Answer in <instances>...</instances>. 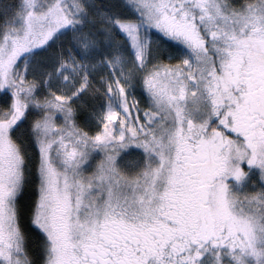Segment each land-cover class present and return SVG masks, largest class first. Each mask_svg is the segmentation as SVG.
Listing matches in <instances>:
<instances>
[{
  "label": "snow or ice",
  "instance_id": "6c2138e0",
  "mask_svg": "<svg viewBox=\"0 0 264 264\" xmlns=\"http://www.w3.org/2000/svg\"><path fill=\"white\" fill-rule=\"evenodd\" d=\"M0 264H264V0L0 4Z\"/></svg>",
  "mask_w": 264,
  "mask_h": 264
},
{
  "label": "trees",
  "instance_id": "16d2710c",
  "mask_svg": "<svg viewBox=\"0 0 264 264\" xmlns=\"http://www.w3.org/2000/svg\"><path fill=\"white\" fill-rule=\"evenodd\" d=\"M30 192L32 194V199L35 200L36 199V184L33 183L31 186H30Z\"/></svg>",
  "mask_w": 264,
  "mask_h": 264
},
{
  "label": "rangeland",
  "instance_id": "374dc122",
  "mask_svg": "<svg viewBox=\"0 0 264 264\" xmlns=\"http://www.w3.org/2000/svg\"><path fill=\"white\" fill-rule=\"evenodd\" d=\"M14 0H0V4H7V3H12ZM172 43V42H169Z\"/></svg>",
  "mask_w": 264,
  "mask_h": 264
}]
</instances>
